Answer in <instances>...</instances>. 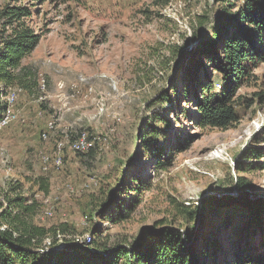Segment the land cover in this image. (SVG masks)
Instances as JSON below:
<instances>
[{
    "label": "rangeland",
    "instance_id": "374dc122",
    "mask_svg": "<svg viewBox=\"0 0 264 264\" xmlns=\"http://www.w3.org/2000/svg\"><path fill=\"white\" fill-rule=\"evenodd\" d=\"M165 1L0 0V14L7 7H25L31 17L22 21L42 35L22 61L28 89L14 86L21 90L14 107L17 120L0 130V212L5 197L14 195L10 189L17 188L36 201V225L49 229L66 223L73 233L67 239L76 243L99 227L101 238L112 244L132 240L143 229L180 227L175 203L200 207L203 197H235L238 183L249 199H264V63L236 94L235 125L197 128L192 94L183 98L182 68L189 67L184 55L194 46L193 35L214 23L217 5L213 0H167L162 5ZM4 21L0 17V33L5 29L8 34ZM4 97L2 93L0 102ZM161 99L170 103L160 108ZM49 123L53 129L43 142L41 133ZM151 127L161 131L156 146L170 161L165 169L155 168L151 146H146L151 145L146 135ZM82 130L97 138L93 152L65 153L60 169L44 171L42 154H50L64 134ZM136 144L146 150L139 153ZM123 176L141 179L148 188L129 219L111 224L112 207L101 217L94 210ZM37 179L48 182L47 194L38 191ZM84 185L88 188L81 191ZM68 187L78 193L68 194ZM130 194L118 197L128 202ZM46 200L55 209L50 219L42 216ZM235 211L239 224L245 215L241 207ZM85 217L87 226L81 225ZM216 221L212 215L206 227L196 225L194 231L205 236ZM217 236L220 249L214 261L224 264L232 232ZM248 241L264 252V232L256 230Z\"/></svg>",
    "mask_w": 264,
    "mask_h": 264
},
{
    "label": "trees",
    "instance_id": "16d2710c",
    "mask_svg": "<svg viewBox=\"0 0 264 264\" xmlns=\"http://www.w3.org/2000/svg\"><path fill=\"white\" fill-rule=\"evenodd\" d=\"M213 1L217 5L214 23L205 33L193 35L194 46L184 55L189 67L182 68L183 98L192 94V121L197 128L227 130L238 122L235 107L238 90L251 78L253 70L264 63V0ZM166 4L167 0L162 5ZM0 17L5 20L3 28L5 24L10 26V33L3 29L0 37L1 95L14 86L28 89L24 83L28 73L22 61L35 50L42 35L22 21L31 17L25 7H7ZM199 24L202 27L205 22L200 19ZM201 69L203 73L199 76ZM161 101L160 108L170 103L168 99ZM3 109L4 103L0 102V115ZM153 120L160 122L158 118ZM160 132L159 128L151 127L146 134L151 145L146 146H151L155 168L165 169L170 161L164 149L156 146V141L162 138ZM136 148L139 153L146 150L138 144ZM117 182V189L113 188L99 203V209L94 210L101 217L107 206L112 207L111 224L129 219L140 202V194L148 188L146 182L134 177L123 176ZM34 184L38 191L48 193L49 184L44 179H37ZM240 184L236 185L235 197H203L200 207L175 203V218L181 222L180 227L155 226L143 229L132 240L112 244L101 238L99 227H93L88 231V245L67 239L73 233L66 223L49 229L36 225L32 219L36 209L33 196L24 197L13 188L10 192L14 195L5 197L6 207H1L0 212V264H216L214 258L220 249L217 235L225 230L232 232V241L228 243L224 264H264V252L256 251L248 241L256 230L264 232V199H249ZM120 194H130L129 201L123 202ZM225 206L232 211H222ZM238 207L245 216L236 224ZM212 215L217 221L209 233L205 236L196 233L195 226L202 230ZM58 236L63 246L59 245Z\"/></svg>",
    "mask_w": 264,
    "mask_h": 264
},
{
    "label": "built area",
    "instance_id": "2783aa9c",
    "mask_svg": "<svg viewBox=\"0 0 264 264\" xmlns=\"http://www.w3.org/2000/svg\"><path fill=\"white\" fill-rule=\"evenodd\" d=\"M44 81H41L42 87ZM21 90L14 87L9 88L5 91V97L2 102L4 103V109L0 115V130L9 126L11 123L17 120V115L15 113L14 107L18 100L19 92ZM53 129V124L49 123L47 127V131L41 133V140L43 142H47L49 138V131ZM97 138L93 137L89 134L88 131L82 130L78 131L75 134H64L63 137L55 141L53 149L50 154H42L41 156V166L44 171H48L49 167H53V169H60L63 164V159L65 157V153L72 154H87L91 149L94 148L95 142ZM88 186L84 185L81 189H87ZM68 194L75 195L78 193V190L73 187L67 188ZM54 206L48 201H45V209L42 213L44 218L50 219L54 216ZM89 223L87 218H83L81 221V225L87 226ZM84 240L80 243H76L78 245L85 244L88 245L90 243V234L84 236ZM49 245V243H48ZM61 247V246H60ZM59 247V248H60ZM46 252L48 251L45 250Z\"/></svg>",
    "mask_w": 264,
    "mask_h": 264
},
{
    "label": "water",
    "instance_id": "95a60500",
    "mask_svg": "<svg viewBox=\"0 0 264 264\" xmlns=\"http://www.w3.org/2000/svg\"><path fill=\"white\" fill-rule=\"evenodd\" d=\"M61 248V247H60Z\"/></svg>",
    "mask_w": 264,
    "mask_h": 264
}]
</instances>
